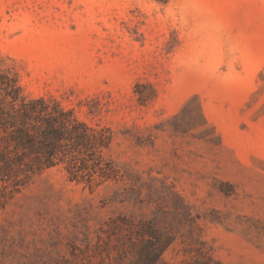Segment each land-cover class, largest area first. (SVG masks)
Here are the masks:
<instances>
[{"label": "rangeland", "instance_id": "1", "mask_svg": "<svg viewBox=\"0 0 264 264\" xmlns=\"http://www.w3.org/2000/svg\"><path fill=\"white\" fill-rule=\"evenodd\" d=\"M0 73L99 138L0 180V264H264V0H0Z\"/></svg>", "mask_w": 264, "mask_h": 264}, {"label": "trees", "instance_id": "2", "mask_svg": "<svg viewBox=\"0 0 264 264\" xmlns=\"http://www.w3.org/2000/svg\"><path fill=\"white\" fill-rule=\"evenodd\" d=\"M1 88L0 180L10 192L23 184L20 175L28 177L66 157L72 161L75 148L87 151L99 139L71 109L25 97L14 80L0 73Z\"/></svg>", "mask_w": 264, "mask_h": 264}]
</instances>
